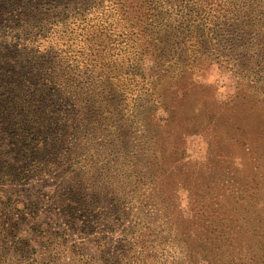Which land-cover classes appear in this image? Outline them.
<instances>
[{"label": "rangeland", "instance_id": "374dc122", "mask_svg": "<svg viewBox=\"0 0 264 264\" xmlns=\"http://www.w3.org/2000/svg\"><path fill=\"white\" fill-rule=\"evenodd\" d=\"M262 107L264 0H0V264H264Z\"/></svg>", "mask_w": 264, "mask_h": 264}, {"label": "trees", "instance_id": "16d2710c", "mask_svg": "<svg viewBox=\"0 0 264 264\" xmlns=\"http://www.w3.org/2000/svg\"><path fill=\"white\" fill-rule=\"evenodd\" d=\"M154 91L155 90L153 89L152 92ZM185 91H186V87H184L183 90H180V89L175 90L174 93L178 98L182 99L185 96ZM150 96H152V93L150 94ZM254 104L255 102H250V103H246L245 106L247 107V109H250V108L252 109ZM167 107H169V103L166 104L163 102L162 108H167ZM261 110L264 112V107H262ZM165 111L168 112L167 109H165ZM206 112H208V110ZM158 122L159 120L155 121L153 119H148L147 124L149 126L153 124L154 130H157V128L160 127V124ZM208 122H209V119H208ZM191 129H193V127H191ZM233 129H234V133H236V131H240L241 128H239L237 125H234ZM215 145H217V143H215V140H211V143H209V146L211 147V153L213 154L215 153V150L219 148L218 145L217 147ZM251 150H254V145L252 143L249 146L244 147V152H246V154L248 155H252ZM250 159L253 162H255L254 160H256V158H253V156H250ZM256 169L257 168L255 167L254 169H252V177L250 178L251 180L249 181L248 184H245L244 187L242 188L243 197H244L243 198L244 205L248 204L249 201L255 200V204H259L261 203L262 200H264L263 199L264 198V174H262L261 171L258 172V170ZM260 177H262V179H259ZM258 196H260V199L257 198ZM258 209L262 210V215L260 213H256L259 216V217H256V227L264 225V220L262 217L263 216V206L258 207ZM228 231L229 229L225 228L224 226L218 227V225H215V227L211 228V231H210L211 236L215 238V240H212L211 238L207 239L203 235L201 236L203 232L195 233V237H197L196 241L200 243V246L199 247L197 246V255H195L194 253L191 254L193 255V258L197 260L195 264H218L219 262L217 259L218 252L213 249L214 246L212 248H208L207 245L211 246L214 242V245L217 246L216 243L219 242L220 243L219 247H222L223 243H225L226 236L229 235V233H227ZM262 242L264 243V240ZM199 260L201 263H199Z\"/></svg>", "mask_w": 264, "mask_h": 264}]
</instances>
